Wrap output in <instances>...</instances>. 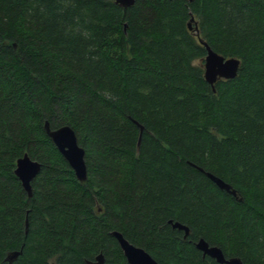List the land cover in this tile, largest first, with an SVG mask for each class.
<instances>
[{
    "label": "trees",
    "instance_id": "1",
    "mask_svg": "<svg viewBox=\"0 0 264 264\" xmlns=\"http://www.w3.org/2000/svg\"><path fill=\"white\" fill-rule=\"evenodd\" d=\"M200 38L236 77L212 89ZM45 121L74 130L85 181ZM113 230L159 264H219L199 238L264 264V0H0V264H128Z\"/></svg>",
    "mask_w": 264,
    "mask_h": 264
},
{
    "label": "water",
    "instance_id": "2",
    "mask_svg": "<svg viewBox=\"0 0 264 264\" xmlns=\"http://www.w3.org/2000/svg\"><path fill=\"white\" fill-rule=\"evenodd\" d=\"M124 9L133 5L136 0H114ZM193 17L190 18L188 22L189 29L193 30L196 35H199L197 23L192 25ZM206 48V55L204 57V79L212 86L219 79H232L236 77L237 71L240 65V60L236 57H225L217 52L213 51L208 44L199 39ZM138 125L140 132L142 126L134 120ZM44 130L49 138L52 140L53 144L56 146L61 155L68 162L78 181L83 182L87 178V170L84 160L85 151L79 145L77 136L74 130L67 125L60 126L55 129H51L49 122H44ZM40 169V163L32 160L26 153L16 159L15 168L13 173L19 180L20 185L26 191L28 197H31V180L37 175ZM201 171L203 169L199 168ZM205 174L220 188L226 192L236 195V190L232 186L222 180L221 178L215 176L210 172H205ZM173 228L184 231V236L189 233V228L179 222H172L169 220ZM28 222L25 220V232H27ZM111 235L116 239L123 256L125 257L128 264H159L146 250L136 246L129 242L121 232L117 230L111 231ZM195 247L201 251L202 256H209L214 259L219 264H242L241 260L237 257L226 258L222 250L215 245H209L203 238H199L195 242ZM18 251H11L6 254L5 260L10 263L18 254ZM88 264H105L104 257L102 253L95 256V260L87 261ZM55 264V263H52Z\"/></svg>",
    "mask_w": 264,
    "mask_h": 264
}]
</instances>
